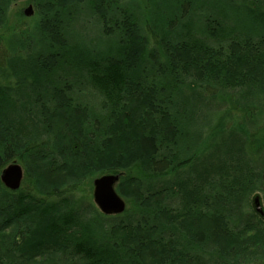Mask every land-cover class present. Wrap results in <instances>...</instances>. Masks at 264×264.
Instances as JSON below:
<instances>
[{
	"label": "trees",
	"instance_id": "trees-1",
	"mask_svg": "<svg viewBox=\"0 0 264 264\" xmlns=\"http://www.w3.org/2000/svg\"><path fill=\"white\" fill-rule=\"evenodd\" d=\"M19 1L0 0V264H264V0H24L12 22ZM106 175L122 214L94 202Z\"/></svg>",
	"mask_w": 264,
	"mask_h": 264
},
{
	"label": "water",
	"instance_id": "water-1",
	"mask_svg": "<svg viewBox=\"0 0 264 264\" xmlns=\"http://www.w3.org/2000/svg\"><path fill=\"white\" fill-rule=\"evenodd\" d=\"M25 13L27 16H31L32 8L30 7ZM120 177V175H106L95 179L93 182L94 202L104 215L122 214L126 209V202L116 191V184ZM23 179V168L17 163L6 167L1 174L3 184L14 191L21 187Z\"/></svg>",
	"mask_w": 264,
	"mask_h": 264
},
{
	"label": "rangeland",
	"instance_id": "rangeland-1",
	"mask_svg": "<svg viewBox=\"0 0 264 264\" xmlns=\"http://www.w3.org/2000/svg\"><path fill=\"white\" fill-rule=\"evenodd\" d=\"M32 8V14L30 17H28V21L26 22H32V18L35 17V9L33 7V5L29 4L28 2L24 1V0H20L19 2H17L13 8H12V11L10 13V18H12V22L14 21L13 19L15 18V15L22 11V12H26L29 8ZM90 25H92L90 27V40H93V39H101V40H105L102 35H101V31L100 29L98 28V24H95V23H90ZM263 207H261L259 204H258V209H262Z\"/></svg>",
	"mask_w": 264,
	"mask_h": 264
}]
</instances>
